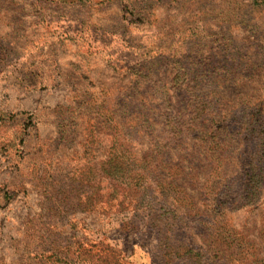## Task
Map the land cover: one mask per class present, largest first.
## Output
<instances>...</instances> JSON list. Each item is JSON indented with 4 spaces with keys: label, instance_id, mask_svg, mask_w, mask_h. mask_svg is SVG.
I'll return each instance as SVG.
<instances>
[{
    "label": "rangeland",
    "instance_id": "374dc122",
    "mask_svg": "<svg viewBox=\"0 0 264 264\" xmlns=\"http://www.w3.org/2000/svg\"><path fill=\"white\" fill-rule=\"evenodd\" d=\"M189 92L238 130L176 143ZM157 143L198 178L166 250L187 203L101 170ZM0 264H264V0H0Z\"/></svg>",
    "mask_w": 264,
    "mask_h": 264
},
{
    "label": "trees",
    "instance_id": "16d2710c",
    "mask_svg": "<svg viewBox=\"0 0 264 264\" xmlns=\"http://www.w3.org/2000/svg\"><path fill=\"white\" fill-rule=\"evenodd\" d=\"M198 96L195 92L187 93V97L190 99L193 97V101L187 104L188 106L185 109L187 112H178L180 119L173 120L174 118L171 117L170 113H167L170 117L166 118L165 126H167L168 132L171 135L173 134L176 143L179 144L183 138H188L196 146V140L198 139L201 140L206 137L212 139L211 142H214L213 139L220 138L226 134L230 135L238 130L232 129L233 117L231 114L226 113L224 116L221 110L217 109L216 106L212 107L210 103L207 104V101L197 104L201 102L198 100ZM187 115L188 117L186 118ZM165 146L168 148V143L166 145L164 143L163 146L158 143L155 144L154 148H150V153L142 159H137L131 155L128 156L123 151L111 154L103 159L101 170L103 176L107 179H105L107 181L105 188L108 196H115L123 187L126 189L133 188L137 193H139V190L142 192V190H151L159 187L165 191V200L170 197L174 203H187V206H184L183 214L177 212L173 205L165 202V215H155L157 218L154 219H158L160 215L165 218L166 250L173 248L172 243L169 241L170 235H174L176 231L182 228L183 224L187 225V222H181L184 219L183 215L188 213L191 216H196L194 215L197 211L196 198L187 192L186 186L189 185L190 177H192L190 179L191 182L198 180V178L195 172V158L188 156H192L193 153H185L182 156L184 161H187L186 165L171 163V157L168 155V151L165 152ZM163 171L165 172L163 173ZM149 210L151 211V208ZM174 255H177V258L180 257L178 252L174 253Z\"/></svg>",
    "mask_w": 264,
    "mask_h": 264
}]
</instances>
